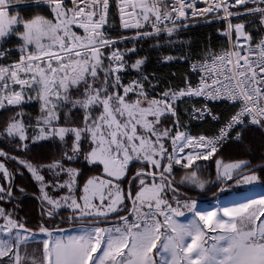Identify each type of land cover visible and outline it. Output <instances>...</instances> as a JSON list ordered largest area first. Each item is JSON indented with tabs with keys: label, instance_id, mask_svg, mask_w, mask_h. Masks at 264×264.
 Wrapping results in <instances>:
<instances>
[{
	"label": "snow or ice",
	"instance_id": "snow-or-ice-1",
	"mask_svg": "<svg viewBox=\"0 0 264 264\" xmlns=\"http://www.w3.org/2000/svg\"><path fill=\"white\" fill-rule=\"evenodd\" d=\"M14 2L18 0H0V44L12 36L21 41L19 60L0 64V110L36 99L41 102L42 115L33 126L25 124L23 113L17 112L4 134L18 142L57 139L63 144L61 159L51 164L19 162L39 183L40 199L51 206L48 216L66 207L73 214L69 219L90 217L92 223L67 238H53L52 232L41 226L40 232L48 239L42 243L40 257L22 256L21 245L32 240L24 233L31 230L0 208L4 220L0 232L9 237L0 239V264H264V198L236 208L201 212L195 200L179 198L177 186L191 183L203 189L207 181L198 175L202 165L197 161L209 160L230 140L243 141L252 126L264 131V39L253 44L245 24H233L230 19L242 15L231 8L251 3L256 7H245V13H259V22L264 24V0H204V8L196 6L197 0H119L124 28L151 25L153 33H138V37L161 32L171 36L186 26L178 25V20L223 13L218 18L227 24L222 35L228 37L229 47L220 52L210 50L191 65L200 74L198 84L193 86L186 79L183 88H169L160 98L150 95L155 85L143 73L141 79L123 83L125 52L115 47L117 41L103 30L108 23L109 0H46L51 19L10 15L8 8ZM125 15L138 19L129 23ZM105 48L110 49L107 56L102 51ZM9 52L0 48V60ZM174 59L187 57H163L164 62ZM144 63L138 59L131 67L140 71ZM146 82L149 88H145ZM193 97L233 105L234 112L217 135L197 137L181 130L177 102ZM65 108L68 112L61 123L60 112ZM73 109L83 112L79 123L69 115ZM193 112L196 118L221 119L206 104ZM170 117L172 125H164L162 120ZM29 128H34L32 136L28 135ZM29 143L21 146L27 149ZM7 156L0 150V157ZM81 159L101 166L103 176L87 179L77 197L81 172L66 167L65 162ZM134 161L144 166L130 177L125 191L119 181ZM215 164L221 181L233 180L234 176L244 183L259 179L249 160L225 162L218 158ZM175 166L190 170L179 182L173 174ZM45 168L57 177L66 174L68 179L47 181L42 174ZM259 168L264 170V165ZM0 172L6 178L13 175L4 163H0ZM50 187L67 189L68 195L54 199L48 194ZM0 194V200L12 197L10 179L8 187L0 185ZM125 200L131 203L130 209ZM125 211L127 215H120ZM185 211L194 218L181 223L177 217L184 216ZM111 214L117 215L119 223L100 226V221Z\"/></svg>",
	"mask_w": 264,
	"mask_h": 264
},
{
	"label": "trees",
	"instance_id": "trees-1",
	"mask_svg": "<svg viewBox=\"0 0 264 264\" xmlns=\"http://www.w3.org/2000/svg\"><path fill=\"white\" fill-rule=\"evenodd\" d=\"M43 8H38L35 6L22 8L20 13H23L26 19L35 17L36 15H46L50 16L48 13L41 11ZM258 15L256 13L247 14L242 20L237 22H247L254 20ZM111 19L114 18V10H111ZM112 22V21H111ZM188 28L181 30L176 34V40L180 44H176L173 48L168 47L166 44V38L162 37L158 43H161L162 48H154L158 38H142L135 41L137 49H139L140 57L147 59V63L144 67V73L149 76H154V80L158 81V88H156L157 93H162L163 91L172 88H183L185 86V80L187 79L191 83H194L195 79L191 76L189 71V60L190 59H201L206 56L208 51L219 52L224 48H227L226 40L222 37L221 31L225 29V23L222 20H219L217 16H210L196 20ZM120 22L114 20L112 33L115 34V39L126 36V39H129L132 32L122 33L120 30ZM254 26V25H250ZM137 32L133 33L135 35ZM176 51V52H175ZM186 56L185 62H182L181 59L172 60L169 62H164L163 57L165 56ZM153 79V78H151ZM215 111L221 113L223 120H226L230 114L233 113L234 109L225 105H216ZM23 113V120L25 124L34 125L37 119L42 115L41 107L38 104H29L19 108H8L7 110H2L0 112V150L8 153L7 157H0V161H8L16 170V187L14 190V198L5 197L9 204L15 206L14 213L17 214L18 219L25 224L31 230H39L41 226L48 228L52 222L53 226L65 227L70 226L63 221H69V211H61L56 213V216H48L47 210H50L44 203L39 202L35 198H25L21 199L24 195H35L39 198L41 197L40 185L33 178L32 174L20 166V160H25L33 165H47L52 162L61 159L65 148L63 144L57 139H46L31 144L28 141L18 142L17 139L12 137H7L4 134V130L7 125L10 123L11 118L17 113ZM68 112V109L65 108L63 112V119L65 121V113ZM181 112V111H180ZM72 120H75L79 123L82 120L83 112L73 109L69 113ZM218 125L213 122H206L200 125H193L190 130L191 134L198 136L201 134H212L216 131ZM34 130L32 128L28 129V135L32 136ZM24 143H29V147L24 149L21 145ZM10 157H16L17 159H11ZM221 158L225 162L246 159L251 161L253 167L264 165V131L260 130L256 126L249 128L244 136L243 141L234 142L226 145L219 154L212 160L208 161L210 169V175L213 177L215 159ZM66 167L77 168L80 170L81 175L77 177V188L76 194L79 197L81 195V189L83 184L87 179L94 176H103V170L101 166L97 165H88L82 159L79 161L65 162ZM144 165L141 163H134L130 166L128 175L124 181L121 182L125 191L129 186L130 177L135 174V171ZM182 168L176 169L175 180L179 182L178 172H185ZM257 176L259 177V183L264 187V170L256 171ZM15 177H13L14 183ZM238 180H236L237 182ZM224 182V181H223ZM221 182L216 191L212 192L215 188L206 189L204 191H197L182 186V184H177L180 189L178 196L180 199H189L196 200V198H202L206 196L207 201L212 200L213 195L218 193L220 189ZM235 181L231 182L226 188H230ZM11 184V188L13 186ZM217 188V187H216ZM23 189V191H21ZM239 190H223L221 194H218L214 199L223 197L226 195L239 194L245 192L244 188L238 187ZM133 192L136 191L135 186H133ZM212 196V197H210ZM210 197V198H209ZM212 198V199H211ZM197 201V200H196ZM200 202V201H198ZM126 205L128 208H131V203L126 200ZM46 208V209H44ZM11 208V212H12ZM13 213V212H12ZM127 211L122 212L120 215H127ZM49 219H53L50 222ZM62 219V220H60ZM117 215L108 218L107 220L100 221V224L103 226H108L117 220Z\"/></svg>",
	"mask_w": 264,
	"mask_h": 264
},
{
	"label": "rangeland",
	"instance_id": "rangeland-1",
	"mask_svg": "<svg viewBox=\"0 0 264 264\" xmlns=\"http://www.w3.org/2000/svg\"><path fill=\"white\" fill-rule=\"evenodd\" d=\"M118 5H119V0H111L110 14H109V16L107 18L108 23H106L104 25V29L103 30L113 40H116L117 41V44L115 45V47L119 48L121 52H125L124 60L126 62V68L121 73V78H122V81H123L124 84H128L129 82H131L133 80L141 79V73H143V75H147V74L144 73V67H145V65L147 63V59H145L143 57H140V53L138 51L139 49H137V47L135 45V41L138 40V39H142V38L146 37V36H143V35H140L138 37V33H145V32L149 33V26H150V24L149 23H143V21H141L143 23V27L140 28V29H136V28H124L122 26L121 13H120V10H119ZM31 6H35V7H38V8H43L41 11H43L45 13H48L50 15V16H46V15H43V16H45V17H47L49 19L52 18L51 12H50V7L46 3V0H18V2H14V3H12V4L9 5V8H8L9 14L10 15L19 14V16H22L24 19H26L25 15L23 13H20V11L22 10V8L31 7ZM112 8L114 10V18L113 19L110 18ZM128 11H130V9H126V12H128ZM245 15H247V14H243V16H234L233 17V21L234 22H237L239 20H242ZM124 19L127 20L129 23H133L136 19H138V17H129L128 15H125L124 16ZM114 20H118L120 22V26L119 27H120V30H121L122 33L132 32V35H130L129 39H123L122 41L119 40V39H115V37H114L115 34L111 32V30L114 29L113 28V22H114ZM191 25L192 24H190V23L189 24H186V26L182 30L188 28ZM250 25H253V24H250ZM250 25H245L246 30H248L250 32H252V31L254 32V26H250ZM135 32H137V33L135 35H133V33H135ZM179 32H175L171 36L166 35V36L157 37L158 40L155 43L156 46L152 47V49H154V48H159V49L162 48L161 43H158L159 40L162 37H165L166 38V40H167L166 41V44H167L168 47L173 48L176 44H180V42L178 40H176V36H177L176 34H178ZM124 37H126V36H124ZM149 38H151V37H149ZM20 43H21V41L19 40L18 37L12 36L9 39L5 40L2 44H0V48L10 49V52L4 57V59L3 60H0V64H3V63H9L10 64V63H13V62L19 60L20 52H19L18 49H19ZM128 49H135V51H126ZM102 51L107 56L109 54V52H110V49L105 48V49H102ZM138 59H144L145 60V63L141 66L140 71H137L136 69H133L131 67V65L134 64L136 62V60H138ZM174 60H176V59H174ZM105 62L107 63V61H105ZM147 76L149 77V80H150L151 84L152 85H155V88L150 90V95L155 96L156 98H160V97H158L159 96L158 94H161V93H157V90H156V88H158V81L154 80V78L152 76H149V75H147ZM151 78H153V79H151ZM145 88H149V84L147 82L145 83ZM29 104H38L41 107V102L38 101V100H36V99H33L31 101H26L25 103H23L20 106H15V107L9 106V108H19V107H22V106H25V105H29ZM1 111L2 110H0V112ZM64 111H65V109L60 112L61 123H63V121H62V119H63L62 115H63V112ZM185 111H186V103L182 102L178 106V113L180 115V118H181L182 122H185V120H186L185 119V115H184L185 114ZM36 122H35V124L33 126L36 125ZM162 123L164 125L171 126L172 123H173V119L171 117L168 118V119H164V120H162ZM32 129L34 130V128H32ZM186 132L189 133L190 135H192L191 134V130L186 131ZM192 136H194V135H192ZM166 146H168V142H166ZM169 150H171V149H169ZM185 150H187V149H185ZM215 161H216V159H215ZM198 162L201 163L203 161H197V163ZM19 164H20V162H19ZM20 166L27 170V168L24 165L20 164ZM45 169H47V168H45ZM209 169H210V167L208 165V161H205L202 164V171H199L198 172V175L200 176V178L203 179V180H205V181H207V183H206V185H205V187L203 189H201L197 185H193L191 183H189L190 186H186L184 184H182V186H185L187 188H190L192 190H197V191H204L206 189L209 190L211 188H215L212 192L216 191L218 189V187H219V184L221 182H223V181H221L220 179L217 178L216 164H215L214 171H213L215 175L213 177L209 174L210 173V171L208 172ZM183 170H186V169H183ZM187 171H190V170H187ZM48 172H52L54 174L53 171H48ZM11 173H12V171H11ZM63 175L67 176L66 174H63V173L60 176H63ZM184 175H185V173H183L182 175H180V177L178 178L179 181L183 178ZM13 177H14V175H13ZM13 177H12V179H13ZM59 177L55 176V179L56 180H59ZM239 179H237V180H239ZM235 182H236V180H235ZM222 184H221V186H222ZM248 184L249 183L236 182L229 189L228 188H225V190L226 191L227 190L237 191V190H239L238 187H240V186H247ZM249 185H252V184H249ZM221 186H220V188H221ZM250 188H245V190L247 191ZM217 195H218V193L217 194H214L213 196H217ZM205 197L206 196H204L202 198H205ZM210 197H212V196H210ZM214 198L212 200L205 201V202H207V204H202L201 201L198 202V201L195 200L197 202V210L198 211H201V212H209V211L222 210L223 208H230V209L231 208H236V207H239L242 204L249 203L252 200H258V199L264 198V188L263 189H257L255 191H250L247 194H241V195L232 194V195H226V196H223V197L221 196V197H219L217 199H214ZM125 202H126V200H125ZM205 202H203V203H205ZM59 212H61V211H59ZM59 212H55V213H59ZM185 214H193V213L185 211ZM72 215H73L72 212H70L69 213V217H72ZM113 216H116V215H113ZM113 216H111V217H113ZM14 219L19 220L17 214L14 216ZM74 219L75 218L69 219V221H83V220H74ZM262 219H264V217H262ZM51 220H53V219H49L48 221L50 222ZM86 221H89V220H86ZM90 221H92V220H90Z\"/></svg>",
	"mask_w": 264,
	"mask_h": 264
},
{
	"label": "built area",
	"instance_id": "built-area-1",
	"mask_svg": "<svg viewBox=\"0 0 264 264\" xmlns=\"http://www.w3.org/2000/svg\"><path fill=\"white\" fill-rule=\"evenodd\" d=\"M110 6H111V0H109V9H108V15H107V18L110 14ZM198 8H204V7H207V4L204 2V0H197V5H196ZM262 7H264V5H261ZM245 7H256V5L254 4H248L247 6H241V5H237L235 8H231L230 10L233 11V12H236V11H240L242 13L241 16H243V14H248V13H245ZM190 11V10H189ZM258 16L254 19V20H251V21H247V22H244V21H241V22H234L233 21V17H231V21L233 24H236V23H244L245 25H250V24H253L254 25V32H250L248 30H245L252 36V43L255 44L257 42H259V40L261 39H264V24H261L259 22L260 20V14L259 13H256ZM223 13L222 11L220 13H217V14H213V13H207L205 15H197V16H191V18L189 20H187L186 22L182 21V20H178L176 23L178 25H183L184 23L186 24H189V23H192V22H195L196 20L198 19H201V18H205V17H210V16H222ZM219 20H222L224 23H225V29L227 27V24L225 22V20L223 19H219ZM169 27H171V24H169ZM185 26H180L179 28H177L173 33L175 32H179L181 31ZM224 29V30H225ZM223 30V31H224ZM223 31H221V35L223 33ZM149 33H153V29L151 27V25L149 26ZM168 35L167 33L165 32H161L160 34H153V35H148L144 38H149V37H161V36H166ZM222 37L226 40V43H227V47H229V39L228 37L222 35ZM232 39L235 40V34H233L232 36ZM220 52V51H219ZM205 57L201 58V59H190L189 60V71H190V74L191 76L195 79L193 86H195L196 84L199 83V78H200V74L198 72H194L191 68V65L193 63H197L199 62L200 60L204 59ZM182 62H184V60H182ZM160 97V94H158ZM186 103V111H185V122H182L181 118H180V115L178 113V106L180 105V103ZM207 105L208 108H210L212 110V112L216 115H219L221 117V119L219 121H216V120H213L210 116H207V117H204L202 119L200 118H196L195 115H194V112H193V109L194 108H201L203 107L204 105ZM216 105H225V106H228L230 108H233V105L230 104L229 102H226V101H211V100H206L204 97H193V98H184V100L182 101H178L177 102V115L179 117V121H180V128L181 130H184V131H189L190 128L193 126V125H200V124H203V123H206L208 121L210 122H213L214 124L218 125L216 131L212 134H201V135H205V136H215L218 134V131L219 129L223 126V122L225 120H223V117H222V114L221 113H217L215 111V106ZM234 112V111H233ZM200 136V135H198ZM197 136V137H198ZM234 142H237V141H228L227 143H225L222 147H220L219 151L227 144H230V143H234ZM186 152L187 151H190V149H187L185 150ZM219 151L213 156L211 157L209 160L207 161H210L212 159H214L217 154L219 153ZM132 217H130L129 219H131ZM118 222H113L112 224H110L108 227H112L113 225L115 224H118Z\"/></svg>",
	"mask_w": 264,
	"mask_h": 264
},
{
	"label": "crops",
	"instance_id": "crops-1",
	"mask_svg": "<svg viewBox=\"0 0 264 264\" xmlns=\"http://www.w3.org/2000/svg\"><path fill=\"white\" fill-rule=\"evenodd\" d=\"M204 162L205 161H203L201 163L198 162L197 164L202 165ZM0 163H3V162L0 161ZM134 163H136V162L134 161L132 164H134ZM132 164L129 165V168H130V166ZM5 166L7 167L6 164H5ZM178 168H181V167L180 166H175L174 167V170H173V173L174 174H176L175 172H176V169H178ZM8 170H9V168H8ZM48 171H50V170L43 169V173L42 174L45 175V179L47 181H56L55 175L52 172H48ZM9 172L11 173L10 170H9ZM185 172H178L177 173L178 177H180V175H182ZM127 175L124 176L119 181V184H120V186L123 189H124V187L121 184V182L126 179ZM12 177H13V175L10 178H6V177H4L3 173L0 172V185H3L5 187H8L9 179L11 180V184L13 183ZM67 179H68V177L65 176V175H63V176H60L59 177V180L58 181L63 182V181H66ZM258 181H259V179L257 181H253V182L249 183V184H252V185H249L248 184L247 186H240L241 188H244V189L245 188H250V187L251 188L249 190L245 191L244 193L242 192V193L236 194V195L247 194L250 191H255L257 189H263L264 187H262ZM184 185L190 186L189 183H185ZM47 191H48V194L51 197H53L54 199H59L62 196L68 195L67 189H60V188L54 189V188H51L50 187V188L47 189ZM0 195H2V194H0ZM75 195L77 196L76 192H75ZM169 197H171V193H169ZM43 203L51 210V206H49L46 202H43ZM202 204H207V202H205V203L202 202ZM174 206H175V204H174ZM0 208L4 209L6 212L12 214V217L14 219V216L16 215V213H14V211H15L16 208H15L14 205L9 204L5 198L2 199V200H0ZM11 208L13 209L12 210L13 213L11 212ZM59 211H69V212H71V210L68 209V208H66V207H61V208L57 209L55 212H59ZM113 215H116V214H111L109 217H111ZM193 218H194V215L193 214H185L184 216L177 217V219L181 223H188ZM74 220H81V219L75 218ZM84 220H89L90 221V220H92V218L89 217V218H86ZM50 223H51V225L47 229H49L52 232L53 238H56V237L67 238L69 235H78V234H80V232L82 230V226H83V225H70V226H65V227H61V226L55 227V226H53V223L52 222H50ZM2 224H4V220L2 218H0V225H2ZM100 226L107 227V226H103L101 224H100ZM26 228L29 229L28 227H26ZM14 232H15V230H14ZM24 235L32 236V240L29 241L26 246L25 245H21V247H20V254L23 256V255H25V253H27L29 256L35 255L36 257L39 258L40 255H41L42 243H43L44 240L48 239V236L45 233H41L40 232V229L39 230H31L30 233H24ZM8 238L9 237H8V235L6 233L0 232V239H8ZM209 243H211V241ZM3 259L4 260H7L8 258L7 257H4Z\"/></svg>",
	"mask_w": 264,
	"mask_h": 264
},
{
	"label": "water",
	"instance_id": "water-1",
	"mask_svg": "<svg viewBox=\"0 0 264 264\" xmlns=\"http://www.w3.org/2000/svg\"><path fill=\"white\" fill-rule=\"evenodd\" d=\"M4 163L9 167V169L12 171V173H13V175H14V177H15V180H14V183H13V186H12V188H11V192H12V198H14V190H15V187H16V176H17V172H16V170H15V168L8 162V161H4ZM254 169L256 170V171H258V170H260V168H259V166H257V167H254ZM237 179H239V176H234V178H233V180H226L223 184H222V186H221V188L219 189V191H218V194H220V193H222L223 192V190L231 183V182H233V181H235V180H237ZM30 197H32V198H35V199H37L39 202H41V199L38 197V196H35V195H24L21 199H19V200H23V199H25V198H30ZM214 197H216V196H213V198ZM196 200L197 201H201V202H205V201H207V198H196ZM44 209H46V208H44ZM47 211H49L48 209H46ZM53 216H56V213L55 212H53ZM131 216H129V218H130ZM60 220H62V219H60ZM63 221V220H62ZM64 223H67V224H69V225H88V224H91L92 223V221H86V220H83V221H63ZM114 222H118V219L117 220H115Z\"/></svg>",
	"mask_w": 264,
	"mask_h": 264
},
{
	"label": "bare ground",
	"instance_id": "bare-ground-1",
	"mask_svg": "<svg viewBox=\"0 0 264 264\" xmlns=\"http://www.w3.org/2000/svg\"><path fill=\"white\" fill-rule=\"evenodd\" d=\"M193 59V58H192ZM182 60H184V62L186 61L185 59H182ZM189 63V62H188Z\"/></svg>",
	"mask_w": 264,
	"mask_h": 264
}]
</instances>
